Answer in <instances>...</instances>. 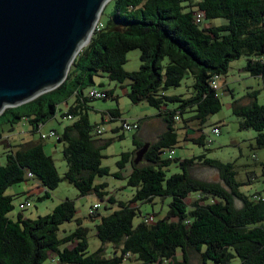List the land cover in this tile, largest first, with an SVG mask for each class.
<instances>
[{
	"label": "trees",
	"instance_id": "1",
	"mask_svg": "<svg viewBox=\"0 0 264 264\" xmlns=\"http://www.w3.org/2000/svg\"><path fill=\"white\" fill-rule=\"evenodd\" d=\"M110 1L112 24L99 21L88 44L75 56L65 80L53 90L0 114V125L7 123L8 132L24 119L31 125V133L38 132L40 125L57 113L72 116L57 134L67 165L62 175L41 141L29 140L15 145L16 149L9 145L6 150V162L0 164V264H119L128 256L139 264H192L193 253L199 254L202 262L210 259L228 264L238 257L240 264H264V197L239 190L242 182L235 179L234 164L204 154L183 159L163 156L179 142L178 119L202 126L209 115L220 110L222 103L211 79L214 75L224 77L231 61L246 56L244 70L264 81V0ZM198 10L208 25L195 20ZM215 18L226 22L209 23ZM135 48L140 50V66L127 71L123 68L126 53ZM186 75L193 79L190 95L169 93L171 88L181 86ZM95 76L121 84L128 80L126 95L130 101L155 107L156 117L165 123L153 141H143L135 134L133 151L122 152L117 161L120 169L127 162L131 164L126 186L135 189L132 197L124 201L109 195L106 200L117 206L113 212L89 213L100 217L95 225L96 237L103 245L113 244L114 252L108 257L102 255L103 247L88 251L87 229L80 218H75L73 200H62L36 218L18 212L13 219L8 215L14 208L13 196L6 193L11 185L29 179L44 187L43 197L63 180L73 184L80 196L95 194L103 199L108 193L106 182H95L97 177L109 174L108 167L101 163V150L108 141L93 137L94 125L88 116L87 101L98 98L84 92L86 87L96 85ZM105 92L106 98L113 94L111 90ZM257 92L248 91L244 102L234 99L232 112L240 118V129L258 132L257 146L263 147L264 104L258 103ZM62 106H66L65 111ZM102 115L115 121L121 112L116 107ZM136 120L138 130L144 119ZM120 127L124 129L122 124ZM204 138L201 134L189 140L204 144ZM4 139L8 137L0 132V142ZM145 142L149 146L142 160L134 163L135 151ZM172 163L181 171L166 176L165 169ZM195 163L216 168L219 180L191 176L189 168ZM114 175L123 177L121 172ZM157 197H170L166 213L151 219L149 213L141 215L138 203H152ZM235 199L241 201V207L235 206ZM138 214L141 220L134 223ZM71 220L76 222L74 230L59 236V227ZM51 254L55 263H46Z\"/></svg>",
	"mask_w": 264,
	"mask_h": 264
},
{
	"label": "rangeland",
	"instance_id": "2",
	"mask_svg": "<svg viewBox=\"0 0 264 264\" xmlns=\"http://www.w3.org/2000/svg\"><path fill=\"white\" fill-rule=\"evenodd\" d=\"M112 10L113 2L109 1L102 10L99 18L100 23L108 26L112 24L110 20ZM209 22L218 25L225 23L226 20L223 18H215ZM202 24L208 25L205 21H202ZM140 63V50L137 48L131 49L126 53V62L123 64V68L127 71L137 70ZM245 64L246 56H241L231 61L228 72L224 76L227 84H225V86L219 84V86L222 87L218 91L222 103L221 108L219 111L209 115L202 126L193 121L186 120L184 123L182 119H176V125L181 124L179 127L177 126V130L179 131V142L172 150H166L163 156L183 159L204 154L207 158L216 159L221 162H232L236 171L235 179L238 182H242L239 190L249 196L256 194L264 197V166L262 164V162H264V146H257V131L252 128L240 129L238 127L240 118L232 112V101L236 99L240 102H244L248 91L257 90L258 103L264 104V81L260 76H252L245 71ZM192 81L191 75H186L179 88L173 87L168 92L180 93L187 97L191 93ZM127 83L128 80H125V82L121 84L106 76H95V86L102 90H111L113 94L108 98H98L87 101L89 120L94 125L92 130L93 137L99 140L101 139L103 142L108 141V144L101 150L103 154L101 163L108 167L109 174L97 177L95 181L97 183H107L106 191L108 193L104 198L100 199L95 194L80 196L75 186L64 180L60 181L56 188L49 190L50 195L48 197H43L45 194L44 187L39 185L36 180L29 179L28 181L11 185L6 189V193L13 196L14 205V208L8 214L9 217L14 219L17 213L21 212L25 217L36 218L38 215H44L50 212L62 200H73L77 210L75 218H80L82 226L87 229L88 251L93 252L103 247V256L108 257L113 254V244L107 243L103 245L95 235V225L99 222L100 217H91L89 213L95 212L100 215H108L113 212L117 206L106 200L109 195H112L117 200L124 201L132 197L135 189L126 186V176L131 171V164L127 162L124 168L120 169L117 165V161L121 158L122 152L133 151L134 145L132 143V138L135 134L143 141H153L165 128V123L159 118L149 120V122L143 125L140 131L136 129L124 130L120 127L122 119L132 122L138 117L157 113L155 107L148 105L144 101L139 103L131 102L126 95V92L129 90ZM88 88L89 87H86L84 89L85 94ZM116 107L119 108L121 112L120 119L103 122L101 112ZM65 110L66 108H64L63 111ZM70 122L71 120L69 118L61 117L59 113H57L55 117L45 122L42 127V132L54 129L55 132L59 134L63 127ZM188 125H190L189 131L197 137L200 134H204V144H196L189 139L184 140L188 135L184 132V128ZM214 126L219 127L220 131L218 134L211 132ZM200 128H203L202 131ZM98 129L100 133H97ZM30 131L31 125L24 119L15 125L13 132H8L7 123L1 122L0 125V132L3 133V136L8 135L9 141L12 140L14 144L18 141L17 139L22 137L26 138L28 136L30 137L28 138L29 140L41 141L44 151L52 156L58 173L62 175L67 167L62 154L63 143L58 140L57 135L40 139L39 132L36 131L31 133ZM3 143L0 142V164H5L6 150L8 149V146ZM13 149H16V147L13 146ZM180 171L181 169L176 163H172L165 169L166 176ZM117 172H121L123 177H116L114 174ZM189 173L191 176L203 180H219L216 168L201 163L192 165L189 168ZM190 197L192 199L193 196L191 195ZM26 199L31 201V205L21 210L19 208V203ZM191 199H188L189 203ZM169 201L170 197H157L152 203L140 202L138 203L139 210H141V215L143 216L149 213L150 219L152 217H162L166 213ZM234 203L236 207H241L242 205L241 201L238 199H235ZM94 204H99V207L91 211ZM152 213L156 214L152 216ZM140 220L141 216L138 214L134 219V223ZM75 227V220L64 222L59 227L57 233L59 236L63 237L73 231ZM52 257L53 254H51V257L48 258L46 263H55L51 260ZM191 262L192 264H220L210 259L202 262V259L197 253H193ZM119 264L139 263L135 258L128 256ZM228 264H240V259L235 257Z\"/></svg>",
	"mask_w": 264,
	"mask_h": 264
},
{
	"label": "water",
	"instance_id": "3",
	"mask_svg": "<svg viewBox=\"0 0 264 264\" xmlns=\"http://www.w3.org/2000/svg\"><path fill=\"white\" fill-rule=\"evenodd\" d=\"M110 0H0V114L53 90ZM149 146L135 151L134 163Z\"/></svg>",
	"mask_w": 264,
	"mask_h": 264
},
{
	"label": "built area",
	"instance_id": "4",
	"mask_svg": "<svg viewBox=\"0 0 264 264\" xmlns=\"http://www.w3.org/2000/svg\"><path fill=\"white\" fill-rule=\"evenodd\" d=\"M203 12L198 10L196 11L195 13V20L197 22H202L203 21ZM99 24H97L98 26ZM221 76L219 75H214L213 78L211 79V85L214 89H217L219 91V89L221 88V86H219V80H220ZM87 96L88 97H91V98H106L107 97V94L105 92V90H102L96 86H93L91 88L88 89V92H87ZM68 118H71L72 116L71 115H68L67 116ZM111 118L109 115H104L103 116V120L104 122L106 121H109ZM122 127L124 128V130H132V129H137L138 128V122L137 120L135 121H132V122H128L126 120H124L122 123ZM220 131L219 127L218 126H214L212 127L211 129V132L214 133V134H218ZM40 133V137L41 138H47V137H50V136H56L57 133L53 130V129H50L48 130L47 132H42V125H40V128H39V131ZM97 133H100V130L98 129L97 130ZM172 153V151H171ZM29 177L32 176V173L31 172H28L27 174ZM31 205V201L30 200H24L23 202H20L19 204V207L21 208H25V207H28ZM99 207V204H94L91 208V211H94L96 210L97 208ZM150 219V218H148Z\"/></svg>",
	"mask_w": 264,
	"mask_h": 264
},
{
	"label": "crops",
	"instance_id": "5",
	"mask_svg": "<svg viewBox=\"0 0 264 264\" xmlns=\"http://www.w3.org/2000/svg\"><path fill=\"white\" fill-rule=\"evenodd\" d=\"M209 23H211V22H209ZM212 24V23H211ZM219 84L221 85V86H225V84H227V82H226V79H225V77H221L220 78V81H219ZM226 87L228 88V86L226 85ZM69 102L70 103H72L73 102V98L72 99H69ZM63 107V106H62ZM64 108H66V106H64L63 107V109ZM102 112H105V111H102ZM102 112H101V117L103 116L102 115ZM154 118H159V117H156V113L155 114H150V115H145V116H143V117H138L137 119H144L141 123H140V128L138 129L139 131L142 129V127H143V125L144 124H146L147 122H149V120H151V119H154ZM160 119V118H159ZM106 122H108V121H106ZM181 124H177V126L179 127ZM183 125V124H182ZM44 126V124L42 125V127ZM112 128H114V127H112ZM203 129V128H202ZM202 129H201V131H202ZM50 130V129H49ZM190 125H188V126H186L185 128H184V132H186L188 135L186 136L187 138H184V140H188L189 138H196L197 136L196 135H194V134H192L190 131ZM44 132H47V131H44ZM178 133H179V131H178ZM201 135V134H200ZM204 135V134H203ZM4 137H8V135H6V136H4ZM28 138H30L29 136L28 137H26V138H24V137H22V138H20V139H17L18 141L14 144L13 142H12V140L11 141H9V137H8V139L7 140H4V141H1L2 143L3 142H6V143H3L4 145H6V146H9V145H11V146H15V145H18V144H25V143H28L27 141H29V139ZM156 139V138H155ZM154 139V140H155ZM30 140H32V139H30Z\"/></svg>",
	"mask_w": 264,
	"mask_h": 264
}]
</instances>
